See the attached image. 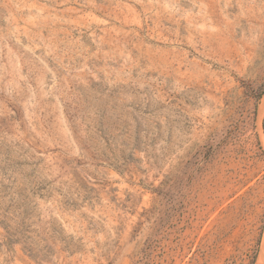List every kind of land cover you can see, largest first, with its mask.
<instances>
[{
  "label": "rangeland",
  "instance_id": "obj_1",
  "mask_svg": "<svg viewBox=\"0 0 264 264\" xmlns=\"http://www.w3.org/2000/svg\"><path fill=\"white\" fill-rule=\"evenodd\" d=\"M264 0H0V264H264Z\"/></svg>",
  "mask_w": 264,
  "mask_h": 264
},
{
  "label": "trees",
  "instance_id": "obj_2",
  "mask_svg": "<svg viewBox=\"0 0 264 264\" xmlns=\"http://www.w3.org/2000/svg\"><path fill=\"white\" fill-rule=\"evenodd\" d=\"M264 93V89H262L261 91H260V93L258 94V97L260 96V95H262ZM263 130H264V122H263Z\"/></svg>",
  "mask_w": 264,
  "mask_h": 264
},
{
  "label": "bare ground",
  "instance_id": "obj_3",
  "mask_svg": "<svg viewBox=\"0 0 264 264\" xmlns=\"http://www.w3.org/2000/svg\"><path fill=\"white\" fill-rule=\"evenodd\" d=\"M261 108L264 109V100H262Z\"/></svg>",
  "mask_w": 264,
  "mask_h": 264
}]
</instances>
